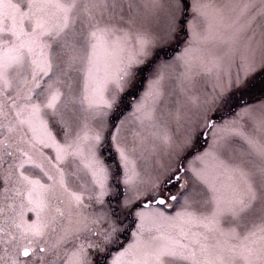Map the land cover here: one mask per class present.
<instances>
[{
  "label": "snow or ice",
  "instance_id": "1",
  "mask_svg": "<svg viewBox=\"0 0 264 264\" xmlns=\"http://www.w3.org/2000/svg\"><path fill=\"white\" fill-rule=\"evenodd\" d=\"M0 264H264V0H0Z\"/></svg>",
  "mask_w": 264,
  "mask_h": 264
}]
</instances>
